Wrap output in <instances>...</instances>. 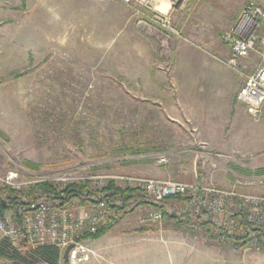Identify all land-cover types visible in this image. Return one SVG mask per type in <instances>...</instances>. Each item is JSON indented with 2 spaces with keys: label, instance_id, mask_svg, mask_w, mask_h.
<instances>
[{
  "label": "rangeland",
  "instance_id": "obj_1",
  "mask_svg": "<svg viewBox=\"0 0 264 264\" xmlns=\"http://www.w3.org/2000/svg\"><path fill=\"white\" fill-rule=\"evenodd\" d=\"M112 1L117 7L115 13L110 11L111 17L115 14L111 24L84 26L76 0H0V178L17 176L10 183L0 181V197L12 191L21 203L43 200L58 208L54 203L63 201L36 189L38 184L62 190L90 181L92 190L101 191L113 180L137 188V204L143 205L125 215L120 211L115 215L120 222L103 237L83 236L80 242L87 251L79 254L85 259L77 264H264V248L248 242L245 219L237 226L236 219L224 213L200 212L187 196L169 201L168 216L189 215L207 222L203 229H191L165 219L157 208L162 202L147 200L143 188L125 180L198 183L264 197V185L254 182L264 174L248 173L264 168V109L254 118L245 106L232 137L218 140L220 147L207 143L203 149V139L190 126L171 121L167 107L158 105L160 99L140 79L150 69L162 77L176 62L197 61L208 53L228 67L224 54L231 51L224 35L248 0H186L172 8L165 1L150 0L171 15L169 34L138 24L152 11L138 3L131 7ZM259 60L252 52L235 71L245 81ZM205 66L196 67L199 81L205 78ZM162 157L166 163L158 162ZM241 179L254 183L236 185ZM91 206L72 200L61 208L79 212ZM157 212L162 213L160 221L153 218ZM113 213L109 208L110 219ZM5 217L15 220L11 213L0 218ZM144 227L167 229L130 234ZM241 230L242 248L226 243ZM3 238L0 230V241ZM23 241L15 248H23ZM0 264L13 262L0 258Z\"/></svg>",
  "mask_w": 264,
  "mask_h": 264
},
{
  "label": "built area",
  "instance_id": "obj_2",
  "mask_svg": "<svg viewBox=\"0 0 264 264\" xmlns=\"http://www.w3.org/2000/svg\"><path fill=\"white\" fill-rule=\"evenodd\" d=\"M129 6L138 3L141 7L152 11L148 20L139 19L138 24L149 27L157 26L167 34L173 33L172 18L170 14L162 12L150 0H119ZM170 5V8L185 2L186 0H162ZM138 13H140L138 11ZM177 34V33H175ZM224 41L231 49V58L227 64L234 70H238L241 60L247 59L254 52L259 56V63L254 73L245 76L243 87L239 92V100L243 102L250 116H260L264 105V2L262 0H248L233 27L224 35ZM200 147L207 149L205 144ZM205 153V152H204ZM166 163L165 157L158 160ZM17 176L11 174L4 181L10 183ZM99 177L98 179H100ZM108 177H103L105 179ZM113 178V177H112ZM115 179V178H114ZM129 184L143 188L146 199L154 204H160L166 198L172 196H187L190 203L200 212L217 216L226 214L234 217L238 222L246 220L245 232L249 235L250 243L260 250L264 248V197L238 192L236 189L223 190L213 186L198 183H185L176 181H156L137 178H125ZM256 183L264 185V176L255 178ZM248 180H237L236 185H249L254 183ZM102 196V195H101ZM92 197V206L73 212L68 208H56L47 201L23 202L18 207L21 218L22 234L20 227L14 219L0 218V230L5 232L6 237L14 246L20 245L27 237L32 248L40 245L57 247L62 253L69 245L74 247L69 253V260L77 264L85 258L79 254L86 253L87 249L80 242L83 236L99 232L109 221V205H121L120 202H110L109 197ZM237 203H230V202ZM228 207L234 210L228 211ZM153 218L156 221L162 219V213L157 212ZM243 225V224H242ZM242 225L240 228L243 230ZM259 241V242H258Z\"/></svg>",
  "mask_w": 264,
  "mask_h": 264
},
{
  "label": "crops",
  "instance_id": "obj_3",
  "mask_svg": "<svg viewBox=\"0 0 264 264\" xmlns=\"http://www.w3.org/2000/svg\"><path fill=\"white\" fill-rule=\"evenodd\" d=\"M116 7L117 2L112 0H76L77 14L85 21L84 26H94L100 22L105 23L103 26L111 24L110 20L114 19L115 14L111 17L110 11L115 13ZM115 32L116 30L113 35ZM228 48L231 51L229 46ZM224 55L227 60L231 58V52ZM211 56L208 53L207 57L192 62L181 59L173 67L164 70L166 78L165 73L162 77H156L155 72L150 69L140 79L149 93L160 99L158 105L167 107L166 113L171 121L190 126L196 137L203 139L202 144L220 147L218 140L232 137L233 128L241 123L239 117L246 105L238 96L244 80L229 65L222 66L217 58ZM199 64L206 65L205 68L202 67L205 72L202 81L196 77V67ZM170 92H174L173 98H170ZM159 233L162 231L153 234ZM63 255L64 253L62 258Z\"/></svg>",
  "mask_w": 264,
  "mask_h": 264
},
{
  "label": "trees",
  "instance_id": "obj_4",
  "mask_svg": "<svg viewBox=\"0 0 264 264\" xmlns=\"http://www.w3.org/2000/svg\"><path fill=\"white\" fill-rule=\"evenodd\" d=\"M30 167H35L30 163H27ZM249 174L260 175L264 174V168H259L255 171H249ZM201 180V179H200ZM36 189L46 192L50 195V197L55 201V199H61L62 204H56L57 207H61L65 204H70L72 200H76L80 206H89L92 203V197L94 195H98L99 193L102 195H106L104 200L108 197L110 202H120L121 205L112 204L109 205L111 211H114L113 217L109 220L106 226H104L99 232L86 236L82 240L93 239L97 240L104 235H106L109 231L114 229L117 224L120 222L121 218H117L115 215L121 211L123 214H127L130 211H134L138 206L143 205V203H138V200L141 197V192L135 188H127L118 185L115 181H110L105 188L100 190H92L90 186V181H80L76 183L69 184L66 188L62 190H58L53 188L52 185L48 183H40L36 187ZM182 196H172L166 198L161 205L157 206L158 209H161L163 212V216L165 219L177 220L180 225H184L190 227L191 229L199 230L203 229L207 222H203L201 217H191L187 215L186 217L179 219L177 216H168L166 213V208L168 206L169 201L175 202V200L184 199ZM6 201V204H3L0 201V217L6 216V214L11 213L15 218L18 224H20V218L17 212V206L21 203L20 198L10 191L8 192V196L6 198H2ZM132 207V208H131ZM178 223V224H179ZM22 234H24V230L20 227ZM158 227H144L136 230H132V233L136 234H147V233H158L161 230ZM242 230L238 231V233L231 235L226 240L227 244H232L236 247L242 248L244 245L242 244L243 236ZM21 249L15 248L12 242L8 238H3L0 241V258L9 260L13 262V264H70L69 261L63 260L61 250L57 247L50 245H40L35 248L30 246V242L27 237L24 238L22 242Z\"/></svg>",
  "mask_w": 264,
  "mask_h": 264
},
{
  "label": "water",
  "instance_id": "obj_5",
  "mask_svg": "<svg viewBox=\"0 0 264 264\" xmlns=\"http://www.w3.org/2000/svg\"><path fill=\"white\" fill-rule=\"evenodd\" d=\"M0 201H2L3 204H6V201L3 200L1 197H0ZM73 247H74V244L69 245V246L66 248V250H65V252H64V255H63L64 260H66V261L69 260V253H70V251H71V249H72Z\"/></svg>",
  "mask_w": 264,
  "mask_h": 264
}]
</instances>
